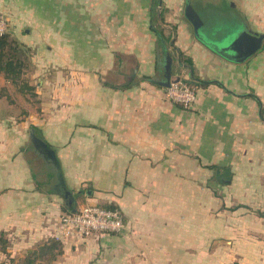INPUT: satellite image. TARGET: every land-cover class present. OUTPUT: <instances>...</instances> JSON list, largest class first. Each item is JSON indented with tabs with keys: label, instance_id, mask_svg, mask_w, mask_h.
<instances>
[{
	"label": "crops",
	"instance_id": "0c3cea01",
	"mask_svg": "<svg viewBox=\"0 0 264 264\" xmlns=\"http://www.w3.org/2000/svg\"><path fill=\"white\" fill-rule=\"evenodd\" d=\"M8 1L31 24L52 27L58 45L35 51L53 58L34 66L36 101L22 115L0 113V239L9 257L51 245L48 264H264V39L250 53L226 49L242 31L264 34V0L201 1L235 17L211 24L209 37L192 2L197 32L187 1L162 0L163 42L150 27L151 0ZM78 26L90 65L64 47ZM33 32L24 42L47 39ZM166 53L170 82L191 80L179 55L206 82L189 107L165 96ZM85 203L115 207L124 229L57 239L61 215Z\"/></svg>",
	"mask_w": 264,
	"mask_h": 264
},
{
	"label": "rangeland",
	"instance_id": "374dc122",
	"mask_svg": "<svg viewBox=\"0 0 264 264\" xmlns=\"http://www.w3.org/2000/svg\"><path fill=\"white\" fill-rule=\"evenodd\" d=\"M157 1L158 0H151L155 12L162 11V8H163L162 4L160 6L157 5ZM185 1L192 2V4L194 5V8L199 12L201 17L204 19L205 25H203L202 27H199V32L203 36L204 34H206V36L208 37L210 36L209 26L211 24L213 25V28H214L215 26L219 27L222 24L226 26L235 21V20H232L233 16H228L227 19L222 18L223 4L220 2L217 4V8L212 10L211 8L205 7L202 9L200 7V2L201 1L204 2L206 0H180L182 6L185 3ZM3 2L5 5L3 7L0 6V16H2L3 18H6L7 20L6 21L7 22V32L9 33V36L17 40L21 46L20 48L18 47V55L21 61L23 62L24 66L22 67L21 78L17 81V83H12L10 81L5 80L3 75L0 73V113H8V112L11 113L12 111H14V113L19 112L18 114L22 115L24 113V109H22L23 104L27 103V101L31 103L36 101L34 94H32V92L29 90V87L34 86V82H35V77L32 78V75L36 76L38 74V72L37 73L34 72V66L36 65L38 60H42L45 62L47 61L50 62V60H53V58L49 56H45V57L39 56L38 58L35 56L36 55L35 51L38 49H45L46 45H50V47L52 48L58 47V45H56V42L51 41L49 39V36L53 37L56 32L52 30V27H50V29H47V26H44V25H33L30 23L29 20L23 18V14L25 12L26 14H28L29 11L23 10L20 5L19 7H12V6L8 7L9 1L4 0ZM166 15L167 14H165L164 17H166ZM75 19L77 22L78 20L80 22L82 21L85 22L86 20L83 18L78 19V17H76ZM223 19L224 21L222 22ZM233 19H235V17ZM155 20L156 21L154 22V25L157 26L158 28H161V24L164 22L163 21L161 22L158 19H155ZM88 24H90V18H89ZM63 28L68 29V31H70L71 29L70 25L64 26ZM27 29L28 31L33 30L36 33L38 32L48 33L47 35H45L47 39L36 40L35 37L31 36V38L34 39L33 41H31V44L24 42V40L28 38L24 34L25 30ZM83 30L85 31L84 28H80L78 26V29L74 30L76 32V35L74 36V39L75 37L77 38L76 41H74V39L73 41H69V42L66 41L64 42L65 43L64 47L77 50V52H81L83 54V56L78 55V56L72 57L73 53L71 54L70 52L71 54L70 59H72V61L73 60L77 61L76 63H79V65H86V64L90 65V57H89L90 56V50H89L90 42L84 41L86 39L83 40L84 38ZM7 52L8 54H11L14 51L11 50L10 47H8ZM179 71L180 70L178 69V72ZM180 72L183 73V71H180ZM184 76L186 77L185 74ZM187 80L188 78L186 77L184 81H187ZM19 117L21 118V116ZM19 117L16 116L15 119L18 121ZM35 156H38L39 158L41 157L37 153L35 154ZM37 161L36 160L34 161V159L32 158V168L34 170L37 169V165L34 164ZM54 252H55L54 250H51V251H48L42 254L41 257L45 258V261L43 262V264H48L47 262L49 259L52 258ZM1 261H2L1 264H23L21 261V258L19 257H13L10 259V257L4 256L1 259Z\"/></svg>",
	"mask_w": 264,
	"mask_h": 264
},
{
	"label": "built area",
	"instance_id": "2783aa9c",
	"mask_svg": "<svg viewBox=\"0 0 264 264\" xmlns=\"http://www.w3.org/2000/svg\"><path fill=\"white\" fill-rule=\"evenodd\" d=\"M6 18L0 16V35L7 32ZM165 96L174 103L189 107L196 98V86L174 79L165 89ZM60 233L57 239H85L93 234H118L124 229L121 213L116 208H105L95 203L80 204L74 211L60 218Z\"/></svg>",
	"mask_w": 264,
	"mask_h": 264
},
{
	"label": "trees",
	"instance_id": "16d2710c",
	"mask_svg": "<svg viewBox=\"0 0 264 264\" xmlns=\"http://www.w3.org/2000/svg\"><path fill=\"white\" fill-rule=\"evenodd\" d=\"M155 19H158L159 21H163L162 12H155L153 5L151 8L150 13V27L152 31L158 36V38L163 42L165 39V36L163 35V31L161 28H158L154 25ZM10 47L11 50L14 52L11 54H8L7 48ZM18 47L20 48V44L17 40L14 38H11L9 36V33L6 32L3 35H0V73L3 75L4 79L7 81H10L12 83H17V81L21 78L22 74V67L24 66L23 62L19 58L18 55ZM180 59L183 64H186L188 66H192L191 60L183 57L181 55ZM187 82L192 83L196 86H203L206 84L205 81L199 80L197 77L194 76V80H188ZM29 90L34 94L33 90L34 87L30 86ZM35 97V94H34ZM213 167V166H210ZM106 208H115L113 206L106 207ZM262 214V212H258ZM51 245H47L44 247H41L40 250H30L28 253L23 257L22 263L23 264H34V261L39 257V255L42 253H46L51 250ZM0 252L5 255L6 257H9V254L5 251V246L3 243V240L0 239ZM11 259V257H10ZM2 261L0 260V264Z\"/></svg>",
	"mask_w": 264,
	"mask_h": 264
},
{
	"label": "water",
	"instance_id": "95a60500",
	"mask_svg": "<svg viewBox=\"0 0 264 264\" xmlns=\"http://www.w3.org/2000/svg\"><path fill=\"white\" fill-rule=\"evenodd\" d=\"M162 3V0H158L157 1V5L160 6ZM184 16L187 18L188 21L191 22V24L193 25V28L195 30V32H197L198 27L201 24V20L200 17L198 15V13L194 10V8L192 7V5L187 1L185 8H184ZM264 39V34H258L256 32H252L249 30H245L240 32L233 41L230 42V44H228L226 46V49H230V50H236L238 52L241 53L242 48L245 46L249 48V50L246 53H250L255 51L257 48L260 47L262 40ZM171 61H172V57L166 53L165 54V64H164V74L166 76L167 81L166 82H162V84H164L165 86H168L170 84L169 81V76H170V71H171ZM178 63L180 65H182L184 68H186L188 70L189 73V77L191 80H194V76H193V71L192 68L190 66H187L185 64H183L178 56L177 59ZM178 79V78H176ZM30 140L31 142L34 144V146L40 145L42 144V142L40 141L39 138H37L34 134L33 129H30ZM67 195H70L69 192H67ZM72 202V197L70 196L69 200H68V204H70ZM72 212L74 211V209L71 210Z\"/></svg>",
	"mask_w": 264,
	"mask_h": 264
}]
</instances>
